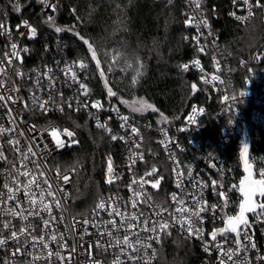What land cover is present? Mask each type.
Returning a JSON list of instances; mask_svg holds the SVG:
<instances>
[{
	"label": "built area",
	"instance_id": "obj_1",
	"mask_svg": "<svg viewBox=\"0 0 264 264\" xmlns=\"http://www.w3.org/2000/svg\"><path fill=\"white\" fill-rule=\"evenodd\" d=\"M174 1V0H172ZM185 9V21L188 16L194 15L199 16L200 12L207 16L209 27L212 31V36H208V28L200 26V31L204 33V37L201 38V44L207 43V49L205 53L197 51L196 45L192 40L193 36H196L197 26L192 24L189 27L190 34L186 39L189 45L195 49L198 53L197 56L188 58L183 61L180 65L189 64V69L197 70L199 73V80L204 86V90L199 93V97L192 99L188 105L187 112L183 119L179 121H172L167 125L161 123H155L146 117L140 116L133 111L121 108L115 103L106 102L100 96L96 94L91 84V75L89 64L81 59H71L66 52V46L64 43L56 41L48 44L45 49L47 53L43 57H39L38 63H32L31 61V49L32 41L37 35L29 39L28 36L20 37L16 31L17 25H21L23 21L27 20L33 27V21L37 16L41 15L47 19L48 15L53 17L56 14L52 12L50 8H45L39 0H33V4L38 7L37 13L33 17L29 18L24 15L22 11L16 12L11 8L0 7V21L4 22L5 25L10 29L12 36L11 41L18 42L21 47H27V53H21L23 57V63L18 64L17 61L13 62V66H7L10 80L6 81L5 86H15L20 89L18 93H12L14 96H20L31 105V95L36 92L42 100H46L51 94L53 99L59 101L60 97L58 93H63L65 101L71 100L73 108H68L67 104L64 105V111L61 112L51 105L50 110L43 114L38 109L33 111L23 110L22 104L19 102L13 107V115L16 112H20L23 117L21 122L19 119L16 121V132H5L3 136H0V145H3V150L7 160H0V192L4 193L2 199H7V189L4 188L5 183L12 186V177L9 176V172L15 176L16 169H20V156L12 150V146L8 144V140L16 137L20 139L21 150H26L27 141L31 137L35 136L37 142L40 141L41 134L44 137V142L49 143L50 147L54 150H43V144H41V151L38 156V162L41 164L42 169L46 172L49 183L53 187V191L56 196L60 199L62 207L57 209L52 207L53 215L57 217L56 231L62 232L68 242L69 250L75 246L76 251L73 253L72 264H91L92 261H99V264H114L117 257L120 258L122 264H133L132 261L127 259L128 253L121 254L119 247H110V240L107 235L103 237L101 243L104 245L103 248H97L95 242L101 239L99 236V230L94 227L93 224L100 225V228H107L113 232L114 236H119L121 239L126 233L125 228H120L119 232L112 228L109 221L115 219L117 227L121 224V217L109 215V212L116 208L121 213H124L127 217L136 216L139 217V221L133 220L134 227L129 232V238L131 242H135L136 235L131 233H137L141 239H146L149 235L147 232L141 231L143 227V220L149 219L157 220L159 217L155 215V212L160 209H166L163 213V218L167 219L170 227L169 230H174L177 234L186 238L187 233L182 232L179 224L172 226V218L169 213L175 216H179V213L175 211L178 207L177 203L173 201L172 196L175 194L177 199H184L185 204L191 205L192 195H198L196 189L192 187L191 179L188 178L187 169H192V178L199 177L201 180L206 182L209 186L203 191V200H206L208 205L223 204L215 191L211 187V181L216 180L218 184H224V191L228 196V207L224 209V212H220L219 207L217 209L216 217L213 218L211 213L202 214L205 216V222L203 224L204 239L209 240V233L214 229H219L224 225V220L221 217L226 213L228 216H236L239 212V205L243 199L239 191V183L242 179L243 164L240 159V147L242 143H248L249 145V159L253 162V178L259 179L256 174V169L264 168V148L260 147L262 138H264V58L260 61L254 59L257 53H264V33L258 43L253 49L247 54H236L233 53L225 43L221 42L218 34L212 27L210 9L212 0H202L201 9H195L194 4H189V0H181ZM56 3L57 0H52ZM254 5L255 0H250ZM264 4V1H260ZM214 6L212 5V8ZM253 8V16L245 21H239L235 19L230 13H236L238 16H247L248 9L242 2V0H229L227 8L225 10V16L231 21L244 25L256 16ZM261 11V19L264 22V8H258ZM20 32H27V29L21 27ZM215 40V45L212 41ZM10 39L7 34L0 35V58L4 51H10ZM213 56L219 60L221 70L217 72L213 62ZM194 59H199L200 66H192L191 62ZM83 61L88 65L86 69H80L77 67L78 63ZM244 61V64H241ZM18 65V70L24 73V76L17 77L14 74L13 67ZM67 68H71L76 73L77 78L83 82L88 89L87 96H81L78 83H74L71 76H65L64 71ZM201 68L203 71H201ZM179 69H181L179 67ZM248 69H251L249 71ZM50 71V75L55 79V88L49 91V81L40 76V73ZM183 71V70H182ZM207 74L208 78L211 79L212 75H219L220 79L224 81L220 84L218 81H213L210 84H204L201 77ZM40 79V85L38 86L36 81ZM215 84V87L213 86ZM2 91V90H0ZM240 91L247 93L244 97H239V102L235 103L234 110L229 111L227 105L222 102L225 94H239ZM79 99L81 103L88 102L89 108H81L79 111L74 109L77 107L75 101ZM92 101H100L104 107L97 111V109L91 107ZM228 104H232L231 101ZM203 107L205 109L204 114L197 117L198 123L196 125L188 126L186 131H178L179 128L185 126V117L191 113L193 106ZM112 106L119 108L120 113L128 115L130 117V123L134 122L135 125L140 129V135L143 136L142 147L138 151H142L144 154L145 162L137 163L133 170H128V157L129 147L131 141L128 144L123 141L111 140L110 135L103 129L97 127V119L101 123L107 121L108 126L112 129V134L117 136L125 135L128 133L120 127L121 121L117 116L116 112L111 111ZM111 117V119H109ZM74 118H80L81 120H88L91 122L93 128L99 130L103 136L112 144L115 145V149L107 151L103 154V168L101 176L103 182L106 184L105 191L96 199L93 206L84 214H73L70 209L71 194L70 188L73 180V170L63 169L62 155L65 151L70 149L73 145L65 146L63 148H55L52 136L49 134L50 126L55 127L61 131L63 129L70 130L69 121ZM231 121V122H230ZM36 125L34 132H29L28 128L30 125ZM0 125L6 129L14 127L9 122L7 116V109L0 107ZM165 127L168 130V135L174 138L176 143L180 145L179 148L175 144H169L168 147L172 152L176 153L177 158L181 161V167L184 169L185 179L182 185L184 191L176 187L175 177L173 176L172 162L168 158V153L164 147L159 143L160 140L164 139L160 129ZM49 129V131H44ZM23 130L25 132L24 137H18L17 133ZM71 131V130H70ZM130 131V130H129ZM61 140H65L66 137L61 136ZM139 139V137H134ZM182 149V150H181ZM35 150V149H34ZM209 153L212 154L214 159L212 163L217 164V168H224V175L221 176L217 169L210 167ZM112 156L113 164L116 171L120 174V179L115 183L109 184L106 182V161L105 157L108 155ZM28 169L34 168L31 162H26ZM15 164L16 169L12 167ZM155 165L158 172L155 176L146 177L149 181H154L156 178L163 177L157 188H152L151 184H145L144 189L141 190L138 184L132 185V188L136 191H141L142 195L139 197L140 203L137 204L136 208H133L131 201L133 200V191L129 190V185L132 184V180L135 177L139 181L140 177L144 176L145 172L150 171L151 167ZM59 169L61 177L68 175L70 180L67 184L56 175V171ZM23 171V169H20ZM20 190L15 192V199L8 200L7 204H0V223L5 220H11L12 224L16 226L17 230L22 225H27L29 221L32 222L35 229L33 235L39 237L44 234L42 231L44 225L42 221L37 217H29V221H22L19 216L12 217L5 215L4 212L7 209L15 208L17 201L24 208L29 207L28 197L25 195V189L23 184L27 182L24 176H19ZM39 180V177H38ZM235 185V187H233ZM42 189H46L47 185L40 181ZM169 186V187H168ZM33 191L36 192L35 199L37 200V207L40 202V190L36 189L34 185L30 186ZM63 191H60V189ZM219 190V189H217ZM143 192H146L151 197V201L143 203L144 200ZM109 198H115L112 206L107 211H100L99 215L93 213L95 205L100 202L101 199L108 201ZM52 198L48 196L47 192L44 193V203H51ZM27 213H25L26 215ZM47 218V213H41ZM142 214V215H141ZM64 216V221L59 222L60 216ZM73 217L76 221L89 220L90 223L84 225L83 223L77 224L75 231H69L68 228L74 223ZM249 221H254L252 214L248 215ZM138 225V226H135ZM87 229V231H85ZM251 233L256 243V249H251L248 253H240L239 259L236 264H243L245 257L249 259L252 264H264V261H258L257 256L264 255V224H254ZM83 239H80V237ZM228 243L224 245L225 249L232 247L235 248V236L227 235ZM163 237V236H162ZM48 235H45V240H48ZM223 236H217V240H223ZM243 239V237H241ZM194 243L201 253L198 264H219L220 253L213 250L211 253L205 252L203 242L196 239L195 237L188 239ZM152 249L148 250V255L152 256V250L155 249V256L152 258L151 264H156L158 259V248L160 243L151 241ZM31 244V242H30ZM29 244V251H32ZM91 245V248L89 246ZM16 245L11 242L8 245L7 250L0 249V264L4 259H8L12 251H14ZM49 248L53 251H61L63 255L67 254V250L58 248L56 242H50ZM91 253L89 255V251ZM40 249H38L39 251ZM46 254L47 250H43ZM143 254V253H142ZM13 264H20L22 260H30L31 257L17 256L11 258ZM236 259V258H234ZM38 264H45V261H40Z\"/></svg>",
	"mask_w": 264,
	"mask_h": 264
},
{
	"label": "snow or ice",
	"instance_id": "obj_2",
	"mask_svg": "<svg viewBox=\"0 0 264 264\" xmlns=\"http://www.w3.org/2000/svg\"><path fill=\"white\" fill-rule=\"evenodd\" d=\"M41 4L44 5L45 8H50L52 12H55L57 9L56 3H53L52 0H39ZM235 2V0H234ZM243 4L247 6L248 14L247 16H238L236 13H230V15L234 16L235 19L239 21H245L253 16V8H264V4H261L260 0H255V4L253 5L250 0H242ZM168 3L171 4L172 0H168ZM202 0H189V4H194L195 9H201ZM12 8L16 12L21 11V5L19 0H16L15 3H12ZM49 24V26H53V16L48 15L45 21ZM196 24L197 26V35L192 37L194 41L197 51L200 53H205L207 49V43L201 44V38L204 37V33L200 31V26L202 25L204 28H208V36H212V31L209 27V22L207 16L203 15L201 11L199 16H188L185 24L191 26L192 24ZM23 27L27 29V32H20L19 29ZM17 33L20 37L28 36L29 39L34 38L37 35V29L33 27L27 20L23 21L21 25H17L16 28ZM56 32H60L61 28L56 27ZM7 34L11 41L12 33L10 29L5 25L4 22L0 21V35ZM79 36V33H77ZM83 44L87 46L89 52L91 53L92 60L96 61L97 68H100V61L97 59V53L93 47V44L89 42L88 39H85L83 36H80ZM188 39V37H185ZM213 45H215V40L212 41ZM29 50L27 47H21L18 42L11 41L10 42V51H4L2 54V58H0V107L7 109V116L9 118V122L14 125V127L10 129L4 128L0 125V136H3L5 132H16V121L19 119L21 122L23 121V117L20 115V112H16L13 115V107L12 105L17 104L18 102L22 104L23 110L27 111H35L39 110L41 113L46 114L50 110V102L52 106L61 112L64 111V105L67 104L68 108H73V103L71 100L65 101L63 98V93H58L60 99L59 101L53 99V96L49 94L46 100H42L40 96L33 92L31 95V105L25 101L20 96H14L12 93H18L20 89L15 86L6 87V81L10 80L9 73L7 70V66H13V62L17 61L18 64L23 63V57L21 53H27ZM264 58V53H257L254 57L255 60L260 61ZM213 62L216 67L217 72L221 70V65L219 60L215 56H213ZM192 66L199 67L200 61L199 59H194L191 62ZM241 64H244V61H241ZM77 67L80 69H86L88 65L83 61L79 62ZM181 70L187 71L190 67L189 64H183L179 66ZM251 71V69H248ZM14 74L17 77H23L24 73L18 70V65L13 67ZM51 70L40 73V76H43L49 81V91L55 88V79L49 74ZM64 71L65 76H71V79L74 83H78L80 89L83 91L80 92L81 96L88 95L87 86L81 82L76 73L72 71L71 68H67ZM201 71L203 69L201 68ZM100 75L103 76L104 72L101 70ZM202 82L204 84L213 83V81H218L220 84H223L224 81L220 79L219 75H212L211 79L208 78L207 74L201 77ZM37 85H40V79L37 78ZM133 85L136 84L135 77L132 81ZM107 86V81H105ZM215 87V84H213ZM192 94L194 95L196 91H198L197 84L193 83L191 85ZM109 97L115 96L116 93L112 91L111 88H108ZM247 93L245 91H240L239 94L228 95L225 94L223 96L222 102H224L229 111L234 110L235 103L239 102V97L246 96ZM231 101L232 104H228ZM123 102V101H122ZM77 107L74 109L75 111H79L81 108L88 109L89 103L84 102L81 103L77 98L75 101ZM126 103V102H125ZM91 107L97 109L99 111L104 107V105L100 101H92ZM133 112L144 113L149 109L153 112H158L159 110L155 108L152 104L147 103L146 101H141L138 107H134L129 105ZM111 111L116 112L119 117L121 124L120 127L128 133L127 136L120 135L117 136L112 134V129L108 126L107 121L101 123L99 119H97V127L103 129L107 132L111 140L113 141H123L128 144L131 141L129 147V157H128V170L131 172L135 167L137 160L140 162H145L144 154L142 151H138L142 147L143 136L140 135V129L135 125L134 122L130 123V117L128 115H123L120 113L119 108L112 106ZM205 109L203 107L193 106L191 113L187 117H185V126L178 129V131H186L188 126L196 125L198 123L197 117L199 115L204 114ZM160 120L159 123L162 125H167L170 123L167 116L164 115L163 112L159 113ZM179 117H177L178 119ZM111 119V117H109ZM231 122V121H230ZM36 130V125H30L28 128L29 132H34ZM130 130V131H129ZM44 131H49V129H45ZM164 139L160 140L159 143L164 147L165 151L168 153V158L172 162L171 172L175 177L176 187L184 191L182 185L184 184L185 174L184 169L181 167V161L177 158L176 153L172 152L169 149V144H175L177 148L180 147L178 143H176L174 138L169 137L168 130L165 127H161L160 129ZM49 134L52 136L53 141L55 142V148H63L65 146H70L78 143L75 140V133L68 129H63L62 132L57 130L55 127L50 126ZM18 137H24L25 132L23 130L17 133ZM66 137L65 140H61L60 137ZM134 137H139V139H134ZM8 144L12 146V150L19 154L20 156V169H16L15 164L12 165L14 169H16V174L13 176L11 172H9V176L12 177V186H9L8 183H5L4 188L7 189V199L4 200L2 197L4 193L0 192V204H7L8 200L15 199V192L20 190V182L18 180L19 176H24L27 180L26 183L23 184L25 189V195L29 200V207L24 208L19 201H17L15 208L7 209L4 214L12 217L19 216L22 221H29V217H37L40 221H42L44 225V229L42 230L44 234L39 237L33 235L35 229L31 221L27 223V225H22L19 230H17L16 226L12 224L11 220H5L0 223V249L7 250L9 243L16 245L14 251L11 252L10 257L8 259H4L2 264H13L11 258L17 256H27L31 257L30 260H22L20 264H38L40 261H45V264H72L73 253L76 251L75 246H73L70 250L68 248V242L65 238L64 233L56 231L57 217L53 215L52 207L54 205L55 208L60 209L62 207L60 199L56 196L53 191L52 185L49 183L48 178L46 176V172L42 169L41 164L38 162V156L41 151V144H43V150H54L50 147L49 143L44 142V137L41 134L40 141L37 142V138L35 136L31 137L27 141L26 150H21L20 139L13 137L9 139ZM35 149V150H34ZM182 150V149H181ZM240 159L244 167L245 173L247 175L244 179L240 181L239 191L242 194V201L239 205V212L236 216H228L226 213L221 217L224 220L226 225L225 228L214 229L211 233H209V240L204 239V229L203 224L205 222V216L202 214L211 213L212 217H216L217 209L219 207L220 212H224V209L228 207V196L227 193L223 190L224 184H218L216 180L211 181V187L213 191H215L217 197L223 201V204L217 205L212 204L208 205L206 200H203V191L209 186L206 182L201 180L199 177L192 178V169L189 167L187 169L188 178L191 179L192 187L197 190L198 195H192L191 197V205L185 204L184 199H177V196L173 194L172 199L178 205L175 209L179 216H175L172 213H169V216L172 218V226L179 224L182 232H186V239H191L195 237L198 240L203 242L204 251L211 253L213 250L220 253L219 264H236L237 259H239L240 253H248L251 249H256V243L253 238V234L251 230L254 224H264V168L256 169V174L259 176V179L253 178V162L249 159V145L248 143H242L240 147ZM214 159L211 153H209V161L210 167L217 169L221 176L224 175V168H217L216 163H212L211 161ZM0 160H7V156L4 154L3 145H0ZM106 161V182L109 184L115 183L119 180L120 174L116 171L112 156L109 154L105 157ZM31 162L34 166L32 170L28 169L27 163ZM158 172V169L155 165H153L150 171L145 172L144 176L140 177L139 181L134 177L132 180V184L129 185V190L133 191V200L131 201V205L133 208L137 207V204L141 201L139 197L142 195L141 191H136L132 188V185L138 184L141 190L144 189L145 184H151L152 188H157L160 184L161 179L163 177L156 178L154 181H149L146 177L155 176ZM57 177L61 178L65 184H67L70 180L68 175H63L61 177L59 169L56 171ZM39 177V180H38ZM40 181L43 184L47 185L46 189H42L40 186ZM34 185L36 189L40 190V202L37 207L36 192L32 190L30 186ZM235 187V185L233 186ZM219 189V190H217ZM47 192L48 196L52 198L51 203H44V193ZM60 191H63L61 188ZM144 200L143 203H148L151 201V197L147 195L146 192H143ZM254 197H258V200H254ZM115 198H109L108 201L103 199L100 200L99 203L95 205L93 209V213L95 215H99L100 211H107L109 207L112 206ZM166 209H160L155 212V215L159 217L157 220H143V227L141 231L149 233L146 239H141L139 234L131 233L132 235H136L135 242H131L129 238V232L134 227L132 221H139V217L131 216L127 217L124 213H121L116 208H113L112 212H109V215L121 217V224L119 227L116 225L115 219L109 221L111 223L112 228L116 229L119 232L120 228H125L126 233L121 239L119 236H114L113 232L107 228H100V225L93 224L94 227H97L99 230V236L101 239H98L95 242V246L97 248H103L104 245L101 243V240L105 235L109 237L110 247H119L121 254L128 253L127 259L132 261L133 264H151L152 258L155 256V249L152 250V256L148 255V250L152 249L151 241H155L156 243H161L162 236H171L172 233L169 231L170 224L167 219L163 218V213ZM47 213V218L43 216L41 213ZM25 213H27L25 215ZM251 213L255 218L254 221H249L247 214ZM142 215V214H141ZM64 221V216L61 215L59 218V222ZM74 223L69 226V231H75L76 225L83 223L87 225L90 223L89 220L85 219L82 222L76 221L73 217ZM138 226V225H135ZM87 231V229H85ZM235 234V248L229 247L225 249L224 245L228 243V233ZM45 235H48V240H45ZM223 236L224 239L221 241L217 240V236ZM243 237V239H241ZM80 239H83L81 236ZM31 242V244H30ZM50 242H56L58 248L67 250V254L63 255L61 251L53 252L49 248ZM29 244L31 246L32 251H29ZM91 248V245L89 246ZM38 249H40L38 251ZM43 250H47L46 254ZM86 251H89L86 249ZM143 253V254H142ZM89 255H91L89 251ZM236 258V259H234ZM256 259L258 261H264V255L257 256ZM91 264H99V261H92ZM114 264H122L119 257L116 258ZM243 264H252V262L245 257Z\"/></svg>",
	"mask_w": 264,
	"mask_h": 264
},
{
	"label": "trees",
	"instance_id": "obj_3",
	"mask_svg": "<svg viewBox=\"0 0 264 264\" xmlns=\"http://www.w3.org/2000/svg\"><path fill=\"white\" fill-rule=\"evenodd\" d=\"M228 1L210 2L212 27L233 53L247 54L264 33L261 11L257 8L253 20L239 25L225 16ZM15 2L0 0V7L9 9ZM19 2L24 15L31 18L37 13L33 0ZM56 5L53 26L41 15L33 21L38 35L32 41V63H38L39 57L47 53L48 44L64 43L69 58L89 64L91 84L98 96L130 111L129 105L138 107L146 101L159 111L135 113L155 123H159L160 112L170 122L183 119L190 101L204 90L197 70L179 69L183 61L198 55L185 39L190 30L181 0L171 4L168 0H57ZM56 27L61 31L56 32ZM80 36L93 44L99 69ZM193 83L198 88L194 95ZM108 88L116 95L109 97ZM69 125L78 143L63 153L61 167L73 170L70 209L73 214H84L105 191L101 176L103 154L115 149V145L88 120L72 118ZM260 147L264 148V138ZM169 231L171 236L162 237L156 264H198V247L174 230Z\"/></svg>",
	"mask_w": 264,
	"mask_h": 264
},
{
	"label": "water",
	"instance_id": "obj_4",
	"mask_svg": "<svg viewBox=\"0 0 264 264\" xmlns=\"http://www.w3.org/2000/svg\"><path fill=\"white\" fill-rule=\"evenodd\" d=\"M242 172H243V176H242V179H244L245 178V176L247 175V173H245V171H244V167L242 168ZM241 179V180H242ZM239 187H240V183H239ZM241 193V192H240ZM242 195V194H241ZM259 198L258 197H254V200H258ZM251 213H248L247 214V216L248 215H250ZM226 227V225H225V223H224V225L221 227V228H225ZM221 228H219V229H221ZM227 235H234L235 236V234H233V233H228ZM218 236H220V235H218Z\"/></svg>",
	"mask_w": 264,
	"mask_h": 264
}]
</instances>
